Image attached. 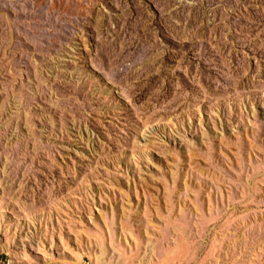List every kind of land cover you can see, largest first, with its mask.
<instances>
[{"label":"rangeland","instance_id":"374dc122","mask_svg":"<svg viewBox=\"0 0 264 264\" xmlns=\"http://www.w3.org/2000/svg\"><path fill=\"white\" fill-rule=\"evenodd\" d=\"M0 264H264V0H0Z\"/></svg>","mask_w":264,"mask_h":264}]
</instances>
